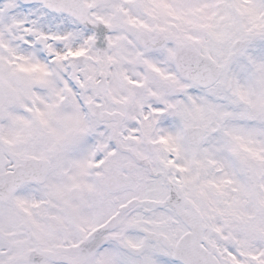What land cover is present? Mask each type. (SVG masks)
Returning a JSON list of instances; mask_svg holds the SVG:
<instances>
[{
	"label": "snow or ice",
	"instance_id": "1",
	"mask_svg": "<svg viewBox=\"0 0 264 264\" xmlns=\"http://www.w3.org/2000/svg\"><path fill=\"white\" fill-rule=\"evenodd\" d=\"M0 264H264V0H0Z\"/></svg>",
	"mask_w": 264,
	"mask_h": 264
}]
</instances>
